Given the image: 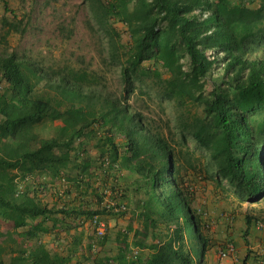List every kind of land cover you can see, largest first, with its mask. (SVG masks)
Instances as JSON below:
<instances>
[{"label":"trees","instance_id":"16d2710c","mask_svg":"<svg viewBox=\"0 0 264 264\" xmlns=\"http://www.w3.org/2000/svg\"><path fill=\"white\" fill-rule=\"evenodd\" d=\"M87 1L99 26L121 23L129 35L124 44L107 31L110 60L123 57L118 98L84 64L65 60L56 71L10 50L29 14L0 0V264H203L211 247L236 250L212 241L204 211L192 206L186 137L206 154L198 172L216 190L228 192L225 182L241 202L264 199V0ZM176 77L192 89L205 82L208 94L188 99ZM142 78L179 110L177 141L127 103L134 92L150 98L134 84ZM120 171L134 177L141 199L128 224L109 234L106 225L99 237L94 217L128 214ZM65 183L77 189L72 199L47 203ZM105 189L120 192L111 198L123 212L104 208ZM245 223L244 236L260 224L249 215ZM85 224L86 236L78 231Z\"/></svg>","mask_w":264,"mask_h":264},{"label":"rangeland","instance_id":"374dc122","mask_svg":"<svg viewBox=\"0 0 264 264\" xmlns=\"http://www.w3.org/2000/svg\"><path fill=\"white\" fill-rule=\"evenodd\" d=\"M9 2L17 12L27 11L30 20L22 36L15 35L11 38L10 50L15 49L20 55L23 53L30 55L45 68L54 65L56 71L60 63L65 60L72 62L74 65L84 64V66H88L103 75L105 89L113 97H120L122 92L120 64L123 63V57L119 55V62L110 60L108 32L114 31L118 34L122 43L128 44L130 39L123 24L111 22L110 28H107V26L102 28L92 17L87 0H26L23 5L16 0H9ZM182 62L185 65L184 69H186V59ZM153 67L160 71L162 78L166 77L158 65H153ZM175 80L188 99L200 93L203 95L208 94L209 87L205 82H202L198 88L192 89L182 79L176 77ZM134 84L148 91L150 98L134 92L128 96L127 103L151 119L165 134L170 136L173 133L172 137L177 141L179 132L174 127V123L179 110L176 109L174 103L160 99L157 96L159 93L158 85L151 78H142L141 82L135 81ZM100 131L101 129L96 130V132ZM186 139L187 146L193 151V157L195 158V170L191 171V177L196 178L193 186L195 196L192 206L198 211H204L205 220L210 224L209 235L212 241L220 242V239L216 236L218 228L216 219H214L215 214L223 219H228V223H230L231 219L225 215L228 208L239 209L240 212L257 213L258 211H264V199L258 203L241 202L225 182L223 183L228 188V192L223 193L216 190L215 186L204 180L203 174L198 172L200 168L205 170L209 163L206 154L190 136H187ZM66 185L65 183L58 186L55 190L56 193H49L45 201L54 204V199H56L57 204H62V202L71 200L77 189L74 185L69 184L68 187ZM131 204L127 205L128 212ZM217 209H223L224 211L219 214ZM125 217L103 216L102 220L107 225V234L124 227ZM260 225L262 227L264 223L261 221ZM2 229L3 237H6L4 232H7V230L5 227ZM200 250L201 246L197 244L195 254L199 259ZM216 254L217 249L214 247L207 250L203 264H215ZM82 264H85V262H82ZM225 264H230L229 260H225Z\"/></svg>","mask_w":264,"mask_h":264},{"label":"crops","instance_id":"0c3cea01","mask_svg":"<svg viewBox=\"0 0 264 264\" xmlns=\"http://www.w3.org/2000/svg\"><path fill=\"white\" fill-rule=\"evenodd\" d=\"M119 173V180L121 182L120 185L125 190L126 194V203L127 205L132 203L131 206H129L130 209L127 217H125L126 225L131 220L130 218L133 214L132 212L136 213L135 206H137V202H139L141 196L134 190V177L125 171H120ZM98 184L99 183H97V185ZM227 210V214L225 215L229 216V218L231 219L230 223H228L226 219L221 218L218 214L214 215V219H216V226L218 228V234L216 236L218 239H220V242H233L236 246V255L228 259L230 264H242L244 260L245 264H264V225L260 228L252 226L246 236H244L243 234V231L246 228L245 217L247 215L256 217L258 218L259 222L262 221L264 223V211L250 213L247 211L240 212L239 209L234 210L228 208ZM217 211V213L220 214L221 211L224 210L217 209ZM132 226L133 229H136L138 227L135 221L132 222ZM78 231L83 233L84 236H86V234H89L86 224L84 225V227H79ZM72 232L73 231H71V233ZM66 242H69V237L67 238ZM64 247L65 249H68L70 247L69 243H65ZM71 262L74 263L75 260L72 259Z\"/></svg>","mask_w":264,"mask_h":264},{"label":"built area","instance_id":"2783aa9c","mask_svg":"<svg viewBox=\"0 0 264 264\" xmlns=\"http://www.w3.org/2000/svg\"><path fill=\"white\" fill-rule=\"evenodd\" d=\"M194 13L198 14L199 11L195 10ZM208 13H203L202 17H205ZM212 52H208L207 55L211 56ZM118 192V191H117ZM114 192L113 194L110 192L109 189H105L103 191V206L104 208L108 211H112L114 213H119V212H123L126 207L124 204L122 203H118L115 200H113V198H111V196H114L115 198H117L120 194V192ZM91 226H93L95 228V232L97 234V236H103L105 234L106 231V224L103 220H99L97 219V217H94L92 222H91ZM261 225L259 224V227ZM235 247L232 244H226L223 248H219L217 250V258H218V263L217 264H225V260H228L230 257H234L235 256ZM133 254H136V250L133 249Z\"/></svg>","mask_w":264,"mask_h":264}]
</instances>
